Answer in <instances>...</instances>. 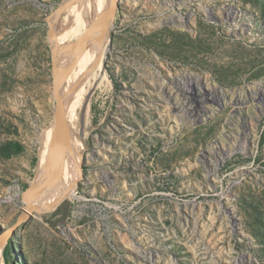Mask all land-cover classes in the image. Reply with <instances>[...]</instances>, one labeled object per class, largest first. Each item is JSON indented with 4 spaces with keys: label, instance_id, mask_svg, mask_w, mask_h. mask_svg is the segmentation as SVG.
Returning a JSON list of instances; mask_svg holds the SVG:
<instances>
[{
    "label": "rangeland",
    "instance_id": "1",
    "mask_svg": "<svg viewBox=\"0 0 264 264\" xmlns=\"http://www.w3.org/2000/svg\"><path fill=\"white\" fill-rule=\"evenodd\" d=\"M98 1L0 0V146L23 147L0 154V230L39 169L57 40ZM106 36L74 196L38 205L3 264H264V0H118Z\"/></svg>",
    "mask_w": 264,
    "mask_h": 264
},
{
    "label": "bare ground",
    "instance_id": "2",
    "mask_svg": "<svg viewBox=\"0 0 264 264\" xmlns=\"http://www.w3.org/2000/svg\"><path fill=\"white\" fill-rule=\"evenodd\" d=\"M111 2L112 0H99L95 6H93L92 10L94 9L93 11H96V9H99L101 16L108 9ZM96 18L97 17L87 19L84 23H81L78 28H72L70 31H63L58 38L59 40H57L60 44V52L58 51L60 58L58 56V67L55 69L54 75L62 73L63 68L70 66L74 62L72 66L68 68L66 77H63L59 88V100L68 127V143L67 147L63 150L59 149L54 143L53 132L55 120L53 119L51 125L46 129L43 140L39 146V169L31 186L41 187L38 191L33 193L32 196L29 191L25 194L23 198L25 211L23 214L28 212L26 202L39 210L38 205H43L44 208H46V206L49 207L50 204L54 203V201L60 198V196H74V193L69 191L68 186H70L71 181L78 175V173L79 176L76 184L81 179V166L79 165L80 160L78 155L81 153V150L79 151V149L82 147L83 141L81 138V132L80 135L78 132L76 111L81 104L80 98L83 95L81 94L80 96L78 91L81 90L83 93V88H85L87 90L86 93L89 95L90 89H92L93 86L100 84L106 78L103 61L107 50L106 43L108 41V36L104 38V35L111 22L89 34L82 51L78 52V47H76L75 43ZM188 18L189 20L191 19L190 17ZM71 37L72 39H75L72 44L69 43ZM102 38L104 39L102 40ZM65 41L69 43V46L62 49L61 44L65 43ZM222 96L223 91L218 87L214 88L212 91L205 90L201 95V98H199L200 102L197 101V105L204 107V103H207L209 100L220 102ZM54 105H56L55 102ZM210 112H212V110L207 109L203 113L209 114ZM59 169L60 172L58 175L56 173ZM6 242L7 240L0 241V264H3L2 252L4 251L3 249Z\"/></svg>",
    "mask_w": 264,
    "mask_h": 264
},
{
    "label": "water",
    "instance_id": "3",
    "mask_svg": "<svg viewBox=\"0 0 264 264\" xmlns=\"http://www.w3.org/2000/svg\"><path fill=\"white\" fill-rule=\"evenodd\" d=\"M117 3H118V0H112L108 9L101 16L97 17L91 23V25H89V27L85 30V32L76 40L75 44H76V47H78V52L83 50L85 41H86L87 37L89 36V34H91L93 31H96V30L100 29L101 27L107 25L109 22H112V17L114 14V10L117 6ZM72 64L70 66L63 68L62 73H57L56 75H53L52 93H53V97H54V102L56 104V105H54L55 123H54L53 140H54V143L61 150L65 149L67 147L68 127H67V123H66L65 114H64V111L62 109L60 100H59V88H60V84L62 83L63 77H66V73L68 72V68H70L72 66ZM59 172H60V169L58 170V172L56 174L59 175ZM55 176H57V175H55ZM40 187L39 186L31 187L30 189H26L25 191H22V194H24V192L29 191L30 195L32 196L33 193H35L36 191H38L40 189ZM26 206H27L28 212L24 213L17 220V222L15 224H13L11 227H9L7 229L0 230V241L8 240V238L14 232L15 228L20 223L25 222L28 219V217L32 214L33 211L37 210L36 207L29 204L28 202H26Z\"/></svg>",
    "mask_w": 264,
    "mask_h": 264
},
{
    "label": "trees",
    "instance_id": "4",
    "mask_svg": "<svg viewBox=\"0 0 264 264\" xmlns=\"http://www.w3.org/2000/svg\"><path fill=\"white\" fill-rule=\"evenodd\" d=\"M23 147L22 145L17 141H9L3 145L0 146V154L4 157H10L11 155L15 153H19L22 151ZM56 212V211H55ZM8 243L4 247V251L2 252L3 258L5 261L9 260V249H8Z\"/></svg>",
    "mask_w": 264,
    "mask_h": 264
}]
</instances>
